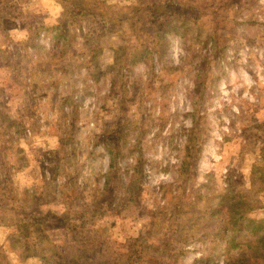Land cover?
Returning <instances> with one entry per match:
<instances>
[{"label": "rangeland", "instance_id": "obj_1", "mask_svg": "<svg viewBox=\"0 0 264 264\" xmlns=\"http://www.w3.org/2000/svg\"><path fill=\"white\" fill-rule=\"evenodd\" d=\"M261 157L264 0H0V264H262Z\"/></svg>", "mask_w": 264, "mask_h": 264}, {"label": "trees", "instance_id": "obj_2", "mask_svg": "<svg viewBox=\"0 0 264 264\" xmlns=\"http://www.w3.org/2000/svg\"><path fill=\"white\" fill-rule=\"evenodd\" d=\"M40 29L37 32L38 36L41 34ZM45 36L51 37L50 40L54 45L57 44L59 38L62 37L56 33L55 28H49ZM157 41L158 44L156 43L154 55H156V59H160L163 57V48L166 49L169 43L165 35H161ZM258 160L259 161L252 163L249 192L252 194L264 195V162L262 157ZM213 208L214 210H208L209 212H207L205 230H214L216 228V220L211 217H221L224 215L226 219L224 221V232H222V237L225 239V243H227L228 247L238 248L244 246L245 244L237 242L234 236L236 233L244 232L253 238L258 259L264 264V216L257 217L253 214L255 208L251 198L240 193L224 195L215 206L210 207V209ZM204 214H206V212Z\"/></svg>", "mask_w": 264, "mask_h": 264}]
</instances>
